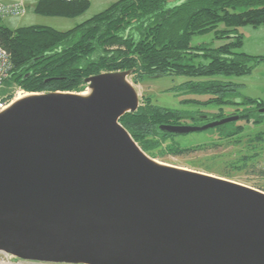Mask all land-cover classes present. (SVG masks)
Masks as SVG:
<instances>
[{"label": "water", "instance_id": "obj_1", "mask_svg": "<svg viewBox=\"0 0 264 264\" xmlns=\"http://www.w3.org/2000/svg\"><path fill=\"white\" fill-rule=\"evenodd\" d=\"M132 72L88 77V95H24L0 112V251L47 263L264 264V190L148 155L120 122L141 105Z\"/></svg>", "mask_w": 264, "mask_h": 264}, {"label": "trees", "instance_id": "obj_2", "mask_svg": "<svg viewBox=\"0 0 264 264\" xmlns=\"http://www.w3.org/2000/svg\"><path fill=\"white\" fill-rule=\"evenodd\" d=\"M90 0L67 2L39 0L36 11L51 15L78 16L86 12ZM264 25V0H116L109 8L68 31L45 26L10 28L1 24L0 44L12 56L14 69L7 86L16 82L28 93L51 91L83 92L86 79L103 72L133 70L132 76L184 75L194 78L241 76L251 73L253 62L264 59L240 49L244 43L242 26ZM214 32L225 43L217 47L192 44L194 36ZM136 81V80H135ZM185 87L209 94V103L247 106L262 100L241 96L238 84L224 80L188 81ZM249 108V109H255ZM211 115L212 120L224 113ZM192 114L168 109L144 99L135 112L120 122L151 157L160 146L157 138H175L160 130L163 124H183ZM242 119L251 120L250 115ZM260 123L264 115L254 116ZM217 127L225 136L238 133ZM264 142V135L257 136ZM171 146L176 154L194 150Z\"/></svg>", "mask_w": 264, "mask_h": 264}, {"label": "rangeland", "instance_id": "obj_3", "mask_svg": "<svg viewBox=\"0 0 264 264\" xmlns=\"http://www.w3.org/2000/svg\"><path fill=\"white\" fill-rule=\"evenodd\" d=\"M3 2H23L27 12L22 16L6 17L1 19V24L10 28L26 26H45L58 31H68L92 18L96 14L109 8L116 0H90V6L81 15L65 16L39 13L36 6L39 0H0ZM240 31L244 34V43L240 51L256 57H264V25L254 27L242 26ZM206 44L217 47L225 43L224 39L216 37L215 33L194 36L192 44ZM251 73L241 76H210L194 78L184 75H163L137 77L131 75L128 79L136 87L140 96L141 105L144 99L150 97L152 103L192 114L187 119H182L186 125H202V114L224 113L225 117L235 116V112L245 108H255L257 103L247 106L226 105L209 103L208 105L189 100L206 101L210 95L201 94L185 87L188 81L224 80L238 84L237 90L241 96L262 100L264 102V59L253 62ZM136 80V81H135ZM18 90H24L16 82L10 84ZM85 91L89 90V85ZM25 91V90H24ZM26 92V91H25ZM43 93V92H41ZM77 93V92H75ZM83 93V92H80ZM260 109V108H255ZM239 111V112H240ZM200 117V118H199ZM236 126H242L239 132L225 136L218 129L211 128L200 132H192L175 138L159 139L160 146L153 152L158 155L155 159L166 164L200 171L240 182L251 187L264 190V142L257 136L264 135V119L255 123L254 119H241L236 121ZM226 131H234L233 122L222 125ZM217 128V127H216ZM191 147L194 150L181 154L171 152V146ZM0 264H72V263H47L25 260L12 254L0 251Z\"/></svg>", "mask_w": 264, "mask_h": 264}, {"label": "built area", "instance_id": "obj_4", "mask_svg": "<svg viewBox=\"0 0 264 264\" xmlns=\"http://www.w3.org/2000/svg\"><path fill=\"white\" fill-rule=\"evenodd\" d=\"M67 2L79 0H64ZM27 12L25 3L0 2V19L6 17L22 16ZM14 69L10 52L0 44V112L11 106L17 97L23 92L14 87L7 86L6 82L11 77Z\"/></svg>", "mask_w": 264, "mask_h": 264}, {"label": "flooded vegetation", "instance_id": "obj_5", "mask_svg": "<svg viewBox=\"0 0 264 264\" xmlns=\"http://www.w3.org/2000/svg\"><path fill=\"white\" fill-rule=\"evenodd\" d=\"M264 107V106H263ZM262 108V107H261ZM240 111V110H239ZM235 112V114L234 115H240V119L239 120H241L242 118H244V117H242L243 115H250L251 116V120L254 118V116H255V114L257 115H263V114H259L258 113V110L257 109H249V108H245V109H243L242 111H240V112ZM202 115H204V114H202ZM209 121H212V120H204L203 122L204 123H207V122H209Z\"/></svg>", "mask_w": 264, "mask_h": 264}, {"label": "bare ground", "instance_id": "obj_6", "mask_svg": "<svg viewBox=\"0 0 264 264\" xmlns=\"http://www.w3.org/2000/svg\"><path fill=\"white\" fill-rule=\"evenodd\" d=\"M23 92H21V94L17 97V99L18 98H20V97H22V96H24V95H29V94H31V93H28V92H25L24 90H22ZM90 89L89 90H87V91H83V93H81V94H83V95H88L89 93H90Z\"/></svg>", "mask_w": 264, "mask_h": 264}, {"label": "crops", "instance_id": "obj_7", "mask_svg": "<svg viewBox=\"0 0 264 264\" xmlns=\"http://www.w3.org/2000/svg\"><path fill=\"white\" fill-rule=\"evenodd\" d=\"M0 2H3V1H0ZM3 3H8V2H3ZM9 3H18V2H9Z\"/></svg>", "mask_w": 264, "mask_h": 264}]
</instances>
